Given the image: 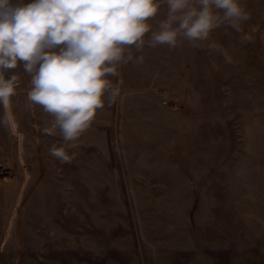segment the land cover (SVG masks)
Returning a JSON list of instances; mask_svg holds the SVG:
<instances>
[{"label": "rangeland", "instance_id": "obj_1", "mask_svg": "<svg viewBox=\"0 0 264 264\" xmlns=\"http://www.w3.org/2000/svg\"><path fill=\"white\" fill-rule=\"evenodd\" d=\"M241 2L250 18L240 32L222 25L198 42L209 63L194 112L209 120L195 122L188 147L179 140L159 169L119 170L130 183L67 186V210H78L66 216L67 264H264V0ZM3 256L11 264L15 252Z\"/></svg>", "mask_w": 264, "mask_h": 264}, {"label": "crops", "instance_id": "obj_2", "mask_svg": "<svg viewBox=\"0 0 264 264\" xmlns=\"http://www.w3.org/2000/svg\"><path fill=\"white\" fill-rule=\"evenodd\" d=\"M166 16L167 7L162 5L148 21L152 31ZM150 35H145L146 41ZM129 50L133 61L119 67L120 77H109L113 85L122 78L119 95L114 100L105 98L78 147L67 149L70 155L75 153L71 163L49 154L53 144L60 147L64 142L58 128L48 132L54 118L28 100L31 77L22 64L5 73L6 78L16 74L19 83L8 110L13 121L0 124V164L9 172L8 182L0 184V264L5 262L4 250L15 252L11 264H23L18 250L36 264H67L66 216L78 211L75 205L67 210V186L130 183L119 170L161 168L178 153L179 140L186 147L187 140L192 142L195 122L203 128L209 120L203 111L194 112L204 102L208 49L206 65L204 51L184 39L171 49L146 43L142 51ZM195 80L201 81L200 90L195 89ZM4 117L0 105V120ZM203 148L204 143L202 152ZM76 261L72 264H79ZM89 264L96 261L90 257ZM136 264L145 261L137 258Z\"/></svg>", "mask_w": 264, "mask_h": 264}, {"label": "clouds", "instance_id": "obj_3", "mask_svg": "<svg viewBox=\"0 0 264 264\" xmlns=\"http://www.w3.org/2000/svg\"><path fill=\"white\" fill-rule=\"evenodd\" d=\"M162 5L166 19L152 31L148 21ZM249 18L241 0H0V124L13 121L8 110L19 83L16 74L5 73L22 64L31 77L28 100L54 118L48 132L58 128L64 142L53 144L49 154L71 163L75 153L67 149L78 147L105 98L119 95L122 78L113 85L109 77H120L119 67L133 61L129 49L142 51L146 43L171 49L178 39L199 47L214 29L226 25L240 32ZM208 48L230 62L218 44Z\"/></svg>", "mask_w": 264, "mask_h": 264}, {"label": "bare ground", "instance_id": "obj_4", "mask_svg": "<svg viewBox=\"0 0 264 264\" xmlns=\"http://www.w3.org/2000/svg\"><path fill=\"white\" fill-rule=\"evenodd\" d=\"M2 177H3V176H2ZM2 179L6 180V181L8 180V178H7V177H4V178H2Z\"/></svg>", "mask_w": 264, "mask_h": 264}, {"label": "built area", "instance_id": "obj_5", "mask_svg": "<svg viewBox=\"0 0 264 264\" xmlns=\"http://www.w3.org/2000/svg\"><path fill=\"white\" fill-rule=\"evenodd\" d=\"M3 170V168L2 167H0V171H2ZM4 177V176H3ZM0 178H2V177H0Z\"/></svg>", "mask_w": 264, "mask_h": 264}]
</instances>
